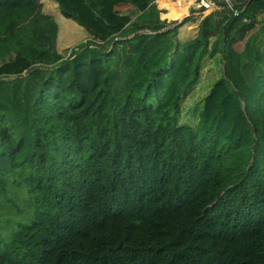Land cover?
<instances>
[{"label":"trees","instance_id":"1","mask_svg":"<svg viewBox=\"0 0 264 264\" xmlns=\"http://www.w3.org/2000/svg\"><path fill=\"white\" fill-rule=\"evenodd\" d=\"M40 1L0 0V264H264V20L235 47L260 0L184 42L173 2L55 0L91 35L69 56ZM207 60L223 70L185 124ZM84 67L92 98L48 90ZM17 189L25 220L4 213Z\"/></svg>","mask_w":264,"mask_h":264},{"label":"rangeland","instance_id":"2","mask_svg":"<svg viewBox=\"0 0 264 264\" xmlns=\"http://www.w3.org/2000/svg\"><path fill=\"white\" fill-rule=\"evenodd\" d=\"M174 2L173 0H164V3L162 5H167L166 2ZM58 2L55 0H47L45 3H41L42 7L44 8V12L47 13V15H51L55 17V20L57 21L58 25L61 27V32L59 35V46L60 48L63 49V52L65 55L69 56L70 54V49L72 47L78 46L80 43L86 42L91 38V35L85 31V29L81 28L80 24L77 23L74 19H69L65 17L64 15L61 17L62 13L60 11L59 5L57 4ZM264 2L260 0L256 6L258 10L261 12L259 13V23H251L247 25L243 30L239 33L240 37L239 40L236 44V48L238 50H243L246 42L251 34H253L255 31H257V28L260 27L262 24V21L264 20ZM159 8V7H158ZM180 8H187V4L184 3ZM179 8V9H180ZM188 9V8H187ZM219 12V11H216ZM215 12V13H216ZM184 13V12H183ZM205 16V14H196V12H193L190 14V16L186 19V21L178 22L175 25H179L181 32H186L189 30H195L197 23H199V20ZM208 16V15H207ZM66 18L68 20H71L75 24H77L79 27L76 25H73L72 23L66 24V29H62V20L59 18L63 19ZM160 18L164 21H166L168 24H172L169 19H164L162 18L160 14ZM174 25V24H173ZM184 34V33H183ZM9 59V58H8ZM223 68L221 65H217L210 60H207L203 66L202 69V80L200 83L197 85V87L188 95L183 101V118L182 121L185 124L189 125H196L198 123L197 117L195 116V110L196 108L202 103L204 97L209 91L211 82L216 79L218 76H220ZM83 85L85 84V89L86 92L89 95V98H92L93 93H94V79L92 77V70L91 68L84 67L81 68L78 71H75L73 69H67L62 73L61 76L58 78H53L49 81L47 84L48 90L50 91H57L63 89L64 91H72L75 90L78 85ZM93 104L91 101L87 102L83 108H80L77 110V113L79 114V121L78 125L81 126L86 120L92 109H93ZM15 202L16 205L9 203L8 209L4 212L5 214L11 215L13 217H16L17 219L20 220H25L27 213L22 212L19 210L18 207L20 208H27L28 212H32V202H25L29 198V194L23 190V189H17L15 193ZM11 228L8 227L5 229L3 232L5 235H8L11 233Z\"/></svg>","mask_w":264,"mask_h":264},{"label":"crops","instance_id":"3","mask_svg":"<svg viewBox=\"0 0 264 264\" xmlns=\"http://www.w3.org/2000/svg\"><path fill=\"white\" fill-rule=\"evenodd\" d=\"M47 0H41L40 1V4L42 3H45ZM49 1V0H48ZM159 1L160 0H155V2H156V4H157V6L159 7V9L161 10V14L162 13H164V12H167L168 11V9L167 8H161L160 6H159ZM58 4V3H57ZM59 5V4H58ZM190 5L191 4H189V7H190ZM59 8H60V6H59ZM115 10H117V11H119L121 14H124V15H129V16H131V17H133V18H135L136 16H138L139 15V12H138V10L136 9V7L132 4V3H121V4H118V5H116L115 6ZM43 11H44V8H43ZM60 11H61V9H60ZM196 12V14H199V11H195ZM61 13H62V11H61ZM47 14V13H46ZM49 15V14H48ZM51 16V15H50ZM63 16V13H62V15H61V17ZM54 19H55V17L54 16H52ZM204 17H206V15L205 16H203L201 19H203ZM60 20H62V24H63V26H62V29L63 30H65L66 29V24H68V23H72L73 25H76L77 27H79L77 24H75L74 22H72L71 20H68V19H66V18H64L63 17V19L62 18H59ZM70 19V18H69ZM199 22H200V20H199ZM171 25H173V24H171ZM81 28H83L82 26H80ZM83 29H85V28H83ZM179 30H180V28H179ZM62 30H61V27H60V25H59V35H60V32H61ZM85 31H86V29H85ZM88 32V31H87ZM89 33V32H88ZM184 33V34H183ZM198 33H199V23H197V26H196V29L195 30H189V31H186V32H181V30H180V33H179V39H180V41H182V42H184V41H187V40H190V39H193V38H196L197 36H198ZM90 34V33H89ZM59 35H58V45H59ZM60 47V46H59ZM60 50H62L63 51V49L62 48H60Z\"/></svg>","mask_w":264,"mask_h":264},{"label":"built area","instance_id":"4","mask_svg":"<svg viewBox=\"0 0 264 264\" xmlns=\"http://www.w3.org/2000/svg\"><path fill=\"white\" fill-rule=\"evenodd\" d=\"M174 2L178 3L179 0H173ZM189 1V0H188ZM197 0H193L190 7H189V16L190 14H192L193 12L197 11L196 8L199 7V4L196 3ZM219 1H224V0H219ZM237 0H234V4L232 6H230V8L232 9L233 13L235 16H239L242 13V10L240 8H236L235 7V3ZM201 4L206 6V9L204 11H199V14H205L210 15V14H214L216 11H220L222 9L223 6L217 5L213 0H201ZM210 6H214L216 7V10L213 12H209V7ZM192 7V9H191ZM188 16V17H189Z\"/></svg>","mask_w":264,"mask_h":264},{"label":"water","instance_id":"5","mask_svg":"<svg viewBox=\"0 0 264 264\" xmlns=\"http://www.w3.org/2000/svg\"><path fill=\"white\" fill-rule=\"evenodd\" d=\"M213 1L217 5H220V6H229L230 7V6H232L234 4V0H224V1L213 0ZM196 3L199 4V7L196 8L197 11H204L206 9V6L201 4V0H197ZM191 9H192V7H191ZM188 16H186L185 18H183L182 22L186 21V19L188 18Z\"/></svg>","mask_w":264,"mask_h":264},{"label":"bare ground","instance_id":"6","mask_svg":"<svg viewBox=\"0 0 264 264\" xmlns=\"http://www.w3.org/2000/svg\"><path fill=\"white\" fill-rule=\"evenodd\" d=\"M192 1L193 0H179V2L178 3H176V2H173V4L177 7V8H180L184 3H186L187 4V8H188V14H187V16L189 15V13H190V11H189V4H191L192 3ZM247 21V20H246Z\"/></svg>","mask_w":264,"mask_h":264}]
</instances>
